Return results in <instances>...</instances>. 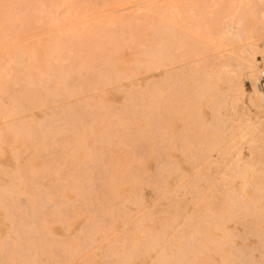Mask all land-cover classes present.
<instances>
[{
	"label": "rangeland",
	"instance_id": "374dc122",
	"mask_svg": "<svg viewBox=\"0 0 264 264\" xmlns=\"http://www.w3.org/2000/svg\"><path fill=\"white\" fill-rule=\"evenodd\" d=\"M260 6L243 41L236 0H0V264H264V165L229 171L224 94L246 43L264 68Z\"/></svg>",
	"mask_w": 264,
	"mask_h": 264
},
{
	"label": "bare ground",
	"instance_id": "6f19581e",
	"mask_svg": "<svg viewBox=\"0 0 264 264\" xmlns=\"http://www.w3.org/2000/svg\"><path fill=\"white\" fill-rule=\"evenodd\" d=\"M261 2L262 0H236L237 7H238L236 10L238 11V13L235 15V18L237 19L238 26L233 28L232 26L230 27V25L228 24L224 25V21L221 22L217 18L216 21L214 22V25L211 27V29H209L207 25L203 26V30L205 31L203 37L205 38L206 43H210V44L218 43L219 45H221L223 41L227 38V36L225 37V34L227 33L226 31H223V32L219 31L220 23H223L224 29L226 30L231 29L230 31L234 30L232 32L234 33L233 35H234L235 40L247 41L248 39H250L251 37H248L249 33L251 32L250 28L255 26L254 21L256 20H254L253 18L256 19L255 17L257 15L256 11H260L259 9H261V6H260ZM244 17H247L248 19L250 18V21L247 22V24L243 22ZM259 17H260V20L264 22V9H262L261 12H259ZM227 18H229V20H232L234 18V14L231 13L229 17ZM135 20H138V19H134V21ZM57 21L58 20L56 17L55 19H53L52 22L53 24H55ZM212 33H214L218 41L216 42L213 41L214 38L211 39V37L207 38V35H212ZM245 46L246 47H243V49L241 48L239 52L242 54L248 53L251 56L250 58L251 60L250 59H248V61L245 60V63L243 62V64L240 65L237 68V70L231 74L232 77L228 79L226 88L224 90L225 97H227V95L229 94H232V95L234 94V96L236 97L234 102L236 104L240 103V106L242 108L241 111L238 114H236V120H238V124L236 125L237 132L233 133V131H231L232 133L231 139L239 138V140H244L245 142L249 144L247 146L248 147V157L247 158H242L241 153H240L241 151L239 149L240 147H235L236 148L235 154H234L235 157L233 158V160H231L232 159L231 158L229 161H226V165H228L229 171L234 172L235 174H238L240 170H244V172L253 171L254 167L264 165V122H262V119H261L262 114H264V93H261V91H259L258 89V82L260 81V77L262 75L261 73L262 71H264V68L259 69V72H257V74H259L260 76L258 78H255L256 71L252 68H253L254 63H258L257 52H255V50L253 49H250L249 42L246 43ZM175 63H178V62H175ZM34 65H36L35 61L30 64V68H32ZM161 66H164V64H161V65L159 64V67ZM226 67L227 65L222 64L217 69L220 71L221 69H226ZM249 81H256V83L254 87H252L250 92H247L244 86H245V82L249 83ZM34 99L35 98L33 96L24 99L23 101L26 103L25 106H30ZM251 111H253L254 113L250 114ZM4 115L0 113V120L2 119ZM219 130L220 129L216 130V128L213 129L214 131L213 135H215V133L217 132V135L219 136L217 141L215 139L216 142L214 144L221 145L223 156H226L230 148H234V145H230L229 147H227L228 145H225V144H229V142L227 143L224 140L225 144L223 143L224 136L223 137L221 136L220 138ZM223 145L226 146L227 148H225ZM236 194L237 192L229 193V191H227L225 195L226 198H225L224 206L228 208L229 212H233L234 210H238V209H245L244 198H242L243 196L242 193L241 194L239 193L238 195ZM164 236H162L161 238L165 239ZM156 239H157V236L151 237L150 241L153 240L155 242ZM157 243L158 242H155L154 247L158 246ZM147 244H148L147 246L149 247V249L152 251L153 242L152 243L150 242ZM159 258H160V261L162 262L167 261L166 259L167 257L164 256L163 253H161Z\"/></svg>",
	"mask_w": 264,
	"mask_h": 264
},
{
	"label": "built area",
	"instance_id": "2783aa9c",
	"mask_svg": "<svg viewBox=\"0 0 264 264\" xmlns=\"http://www.w3.org/2000/svg\"><path fill=\"white\" fill-rule=\"evenodd\" d=\"M261 74L262 75L260 77V81L258 82V89H259V91H261V93H264V87H262V86H264V71H262Z\"/></svg>",
	"mask_w": 264,
	"mask_h": 264
}]
</instances>
